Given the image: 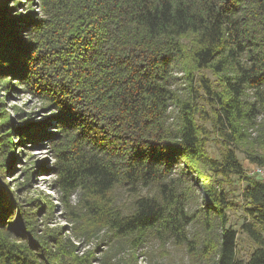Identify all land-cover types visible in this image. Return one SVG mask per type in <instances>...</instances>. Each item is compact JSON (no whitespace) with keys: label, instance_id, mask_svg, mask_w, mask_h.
Listing matches in <instances>:
<instances>
[{"label":"clouds","instance_id":"9594fccd","mask_svg":"<svg viewBox=\"0 0 264 264\" xmlns=\"http://www.w3.org/2000/svg\"><path fill=\"white\" fill-rule=\"evenodd\" d=\"M0 13L31 15L26 72L39 48L49 78L51 107L26 119L73 117L39 141L54 185L39 199L59 206L44 224L67 227L40 233L34 208L8 209L41 242L23 246L29 264H264V0H0Z\"/></svg>","mask_w":264,"mask_h":264},{"label":"trees","instance_id":"16d2710c","mask_svg":"<svg viewBox=\"0 0 264 264\" xmlns=\"http://www.w3.org/2000/svg\"><path fill=\"white\" fill-rule=\"evenodd\" d=\"M19 15H25V13H19ZM31 23H33L31 15L9 19L5 22L2 13H0V59L6 58L9 60V62L6 60L3 65L4 69H8V71L0 76V89L6 90L5 92L8 94L16 91L13 84L22 87L24 93L30 92L33 98L42 104L44 110L48 111L51 105L46 104L45 99L52 95L49 78L47 72L39 74L36 72V69L44 63V61L38 59L40 49L37 48L31 53L32 60L36 63L27 72L24 64V60L28 55V47L19 38V33ZM0 104L1 106L4 105L2 101ZM2 109H0V133H3V135L0 136V140H6L7 144L11 145L4 157L7 162L6 167L10 170V167L15 162H22L21 159L24 157L21 151H18L21 156L17 157L15 149H18L23 144L25 146L29 144L31 145L30 147H41L39 141L47 138L48 123L35 124L33 120L26 119L32 117V115H26L18 109H16L15 115L11 118ZM52 114L55 115V113ZM72 119L73 117L67 109L58 116H53V120H59L64 123H69ZM12 141L15 142L12 143ZM173 151L174 149H169V153ZM44 166L45 164L42 163H34L32 167L28 165L23 172V175L27 176V180L24 179L22 184H17L16 189H12L6 179L0 183V225H2L0 226V257L4 258L5 264H29L23 246H27L28 252L33 250V246L36 248L41 246L40 240L26 226L27 221L23 219L24 213L21 212L18 216H8V209L13 207L18 200L23 201L26 207L35 209L32 215L41 222L42 226L38 229L40 233L45 230L49 232L54 230L49 229L44 224L46 217H48L50 212L52 213V205L39 198L22 200L18 195L20 189L23 191L29 190L30 183L35 175L34 168L45 171ZM48 240L49 242H55V237L49 236ZM5 245H10L11 248H20L21 255H16L11 249L6 248Z\"/></svg>","mask_w":264,"mask_h":264},{"label":"rangeland","instance_id":"374dc122","mask_svg":"<svg viewBox=\"0 0 264 264\" xmlns=\"http://www.w3.org/2000/svg\"><path fill=\"white\" fill-rule=\"evenodd\" d=\"M21 14H24L23 12H20ZM13 86H15V92H9L8 94H4V98L2 100H0L4 103L3 106H1L0 104V109L1 108H5L6 106H11L14 109H18L20 110V112L26 114V115H32V117H39L41 115V113H47L48 111L44 110V108L42 107V104L40 102H38L37 100H35L34 98L32 100H28L27 103H24V91L22 90V87L16 86L15 84H13ZM29 106H31L32 110L28 111L27 109L29 108ZM37 109H39V111H37ZM8 115L11 116V118L14 116L11 113H6ZM51 121L53 120V117L48 118L44 121H34L35 124H43V123H51ZM47 126V128H48ZM47 131V130H46ZM31 145L26 144V146L23 144L21 145L18 149H15V154L17 157H20L21 153L24 154V157H22L21 161L22 162H15V164H13L10 167V174L7 175V183L9 184V186L12 189H16L17 184H22L24 182V175L23 172L24 170L28 167V165L30 167H32V165L34 163H42L45 164L41 159V153L45 151V148L43 147H30ZM18 151H21L18 152ZM47 157H44V160H46ZM28 160H32L34 161V163L28 164L27 161ZM44 170L45 171H41L40 169H36L34 168V177L30 183V187L28 191H23V190H19L18 191V195L20 196V199L24 200V199H31V198H39V195H43L45 197H47L49 194L47 191H44V186L45 185H51L50 184V180H49V169L47 167V165L45 164L44 166ZM53 206V210H52V214L55 215L56 211L58 210L59 206L58 205H52ZM47 227L49 229H55V227H60L62 228V230L64 228H66V225L63 224H46Z\"/></svg>","mask_w":264,"mask_h":264}]
</instances>
